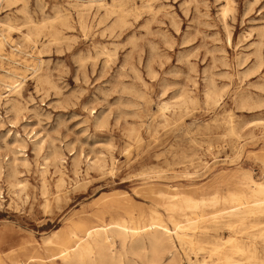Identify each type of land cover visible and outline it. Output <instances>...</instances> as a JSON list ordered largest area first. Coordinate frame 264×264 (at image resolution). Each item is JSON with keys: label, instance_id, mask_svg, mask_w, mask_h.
I'll use <instances>...</instances> for the list:
<instances>
[{"label": "rangeland", "instance_id": "obj_1", "mask_svg": "<svg viewBox=\"0 0 264 264\" xmlns=\"http://www.w3.org/2000/svg\"><path fill=\"white\" fill-rule=\"evenodd\" d=\"M232 1L226 14L227 0L0 1V33L16 27L0 52V91L24 76L0 101V258L23 264L34 247L46 256L45 239L68 238L115 196L147 222L155 207L167 220L157 206L167 191L231 188L245 207L250 190L215 181L243 171L264 181V0ZM248 220L257 236L240 241L264 259V216ZM185 225L204 235L194 219ZM231 236L213 232L188 251L210 260Z\"/></svg>", "mask_w": 264, "mask_h": 264}, {"label": "bare ground", "instance_id": "obj_2", "mask_svg": "<svg viewBox=\"0 0 264 264\" xmlns=\"http://www.w3.org/2000/svg\"><path fill=\"white\" fill-rule=\"evenodd\" d=\"M95 1L100 6H107L104 0ZM231 2L233 1L227 0V5L224 6L226 8L223 10L224 14L228 12ZM14 29L16 27L9 23L4 29L7 34L0 33V52ZM34 33V29L30 28L25 35L26 40L35 42ZM32 69L37 72L41 66ZM19 74L20 72L14 73L11 77L14 80L5 84L9 94L0 91V101L21 89L23 82L21 79H24V76ZM165 108H167L166 105L163 109ZM14 110L20 113L22 109L15 105ZM100 167L104 168L102 165ZM47 170L46 167L43 171L44 178ZM60 172L58 188L66 183L64 172ZM230 180H235L236 187L251 191L250 200L245 202L244 208L239 207V204L233 205L230 195H235V193L231 188L229 189L230 195L221 191L200 196L185 194L182 191L174 193L167 191L163 193L165 196L161 197L164 200H159L157 203V206L165 211L167 220L159 208L154 206L155 208L150 210L152 216L147 222L145 220L147 211L143 207L135 213L131 209L132 200L127 195L115 196L107 203L104 200L105 203L87 220H84L86 222L83 225H76L74 222L75 225L69 231L68 238L64 239L62 233L55 231L44 241L47 255L43 256L39 249L34 247L23 264H60L56 261L57 259H61V264H183L184 258L189 264H264V259L258 255L255 241L248 247L240 241L241 238L257 236L255 231L261 224L258 222L248 224L247 221L251 217L264 216V181L257 180L250 171H243L234 175L233 179H218L215 184L218 183V187H232L233 185H229ZM16 184L18 187H24L21 181H17ZM150 190L156 194L153 187ZM209 207H222L223 210L220 213L217 210L210 213L208 212ZM105 214L112 217L111 221L104 218ZM234 215H238L236 220H232ZM94 219L96 220L93 221ZM190 219H194L204 235L187 234L185 221ZM225 230L238 236H231L229 239L219 238L220 241L213 244L210 260L206 258L201 260L197 256H192V253L188 251V248L191 249L194 246L202 247L205 237L211 236L213 232H224ZM259 231L264 238V227ZM54 243L60 247L57 253H54L52 249ZM11 259L13 264L22 262L16 257H11ZM0 264L8 263L0 258Z\"/></svg>", "mask_w": 264, "mask_h": 264}]
</instances>
